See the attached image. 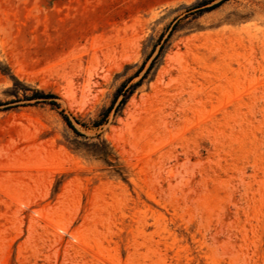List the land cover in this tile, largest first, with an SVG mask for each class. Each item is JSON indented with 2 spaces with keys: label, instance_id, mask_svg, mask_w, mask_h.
<instances>
[{
  "label": "rangeland",
  "instance_id": "374dc122",
  "mask_svg": "<svg viewBox=\"0 0 264 264\" xmlns=\"http://www.w3.org/2000/svg\"><path fill=\"white\" fill-rule=\"evenodd\" d=\"M204 1L0 0V264H264V0Z\"/></svg>",
  "mask_w": 264,
  "mask_h": 264
},
{
  "label": "trees",
  "instance_id": "16d2710c",
  "mask_svg": "<svg viewBox=\"0 0 264 264\" xmlns=\"http://www.w3.org/2000/svg\"><path fill=\"white\" fill-rule=\"evenodd\" d=\"M217 0H212L211 2H208L207 0H205L204 2H202L200 4V8H205L207 9V11H212L216 8H218L223 2H219L213 6H209L210 4H212V2H215ZM150 70V69H149ZM140 82L137 83L135 86H139ZM58 99L56 95L54 94H45L44 92H37L36 95L34 96V98H32V100H53L54 102H52V105L56 108V109H61L60 104H58L57 102H55V100ZM126 102V99H123V103ZM112 110L110 108L109 113H111ZM64 117V120L66 121V123L68 124V126L73 129L76 133L77 129L75 128L74 124L72 123V121L69 119V117L65 114H62Z\"/></svg>",
  "mask_w": 264,
  "mask_h": 264
}]
</instances>
